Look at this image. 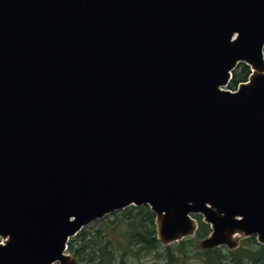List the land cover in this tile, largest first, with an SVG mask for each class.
Instances as JSON below:
<instances>
[{"label":"water","instance_id":"obj_1","mask_svg":"<svg viewBox=\"0 0 264 264\" xmlns=\"http://www.w3.org/2000/svg\"><path fill=\"white\" fill-rule=\"evenodd\" d=\"M263 48L264 0H0V264H77L129 205L264 244Z\"/></svg>","mask_w":264,"mask_h":264},{"label":"trees","instance_id":"obj_2","mask_svg":"<svg viewBox=\"0 0 264 264\" xmlns=\"http://www.w3.org/2000/svg\"><path fill=\"white\" fill-rule=\"evenodd\" d=\"M249 73L250 67L239 62L228 88L235 89ZM193 216L198 223L193 236L163 245L150 207L129 205L96 219L97 226H84L69 238L67 252L78 264H264V244L256 235L239 238L234 248L199 246L211 229L201 215Z\"/></svg>","mask_w":264,"mask_h":264},{"label":"rangeland","instance_id":"obj_3","mask_svg":"<svg viewBox=\"0 0 264 264\" xmlns=\"http://www.w3.org/2000/svg\"><path fill=\"white\" fill-rule=\"evenodd\" d=\"M224 88H226V89H229L228 88V85L227 86H225ZM233 90V89H232ZM95 222V220L94 221H92L91 223H89L88 225H86V227H88V226H90V225H93V226H97L99 223H101L100 221L99 222H96V223H94ZM73 236H71L70 238H72ZM239 238H242V237H238L237 239H239ZM199 246H201V245H199ZM226 247V246H225ZM67 252V251H66ZM53 264H58L57 262H55V263H53ZM78 264V263H77Z\"/></svg>","mask_w":264,"mask_h":264}]
</instances>
